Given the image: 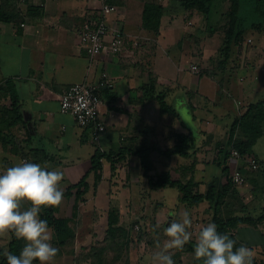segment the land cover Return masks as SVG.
Returning a JSON list of instances; mask_svg holds the SVG:
<instances>
[{"label":"crops","instance_id":"crops-1","mask_svg":"<svg viewBox=\"0 0 264 264\" xmlns=\"http://www.w3.org/2000/svg\"><path fill=\"white\" fill-rule=\"evenodd\" d=\"M111 3L118 11L106 17L107 41L119 34L122 49L117 55L91 57L82 45L80 32L88 17H100L99 0H0V174L23 159L46 165L48 170L62 171L63 193L85 177L89 184L88 192L79 201L75 190L73 196L63 197L56 215L71 219L76 238L62 247L53 230L51 243L59 252L52 264H85L82 262L89 253H84V246L93 227L90 224L99 222L105 213L108 221L112 208L125 216L120 224L127 222L128 207L137 203L133 198L138 199L137 210L151 211L147 215H153L148 217L149 228L165 229L185 210L190 213L192 232L201 228V222L207 225L209 219L213 221L215 204L205 201L190 207L180 202V193L173 191V196L169 192L175 188L153 190L138 152L145 154L153 174L170 172L183 182L197 183L199 191L206 193L209 184L223 179L231 127L251 104L264 100V83L252 80L248 71L239 67L245 60L241 48L244 42L233 45L225 68L217 62L225 31L215 46V38L220 37L215 25L223 21L226 25L228 2L227 9L218 8L214 16L211 9L208 17L197 10L183 11L181 0ZM149 5H160L171 12L162 17L158 29L144 26V11ZM193 65L199 66L202 73H193ZM234 71L246 72L241 77L245 80H239L238 85L233 80ZM104 74L107 84L100 90V120L107 130L94 143L90 129L78 127L71 116L61 113V96L76 83L98 85ZM159 94L165 95L175 114L162 109L156 99ZM258 94L263 99L254 102ZM15 101L21 114L18 120L13 110ZM185 116L190 124L185 123ZM179 134L190 138L189 158L169 154ZM245 137L238 128L234 142ZM258 141L253 153L263 163L262 169L264 158L257 151ZM124 150L127 153L121 155ZM97 151L113 154L116 162L112 169L110 162L103 161L99 182L92 170ZM260 176L259 172L248 171L243 186H231L220 198L223 220L264 214ZM144 197L147 201H142ZM28 207L23 202L21 210ZM228 234L255 251L253 264H264V222L241 224ZM2 238L7 240L5 245ZM11 240V233L0 236V248H7Z\"/></svg>","mask_w":264,"mask_h":264},{"label":"trees","instance_id":"trees-1","mask_svg":"<svg viewBox=\"0 0 264 264\" xmlns=\"http://www.w3.org/2000/svg\"><path fill=\"white\" fill-rule=\"evenodd\" d=\"M226 1L229 3V9L226 13L227 23L225 25L226 29L224 44L222 49L220 50L221 60L219 61V65L221 68L226 67L227 62L230 59L233 45H237L244 40V31L242 30V23L239 16L241 0ZM254 1L255 11L258 10L261 15H264V0ZM213 4L214 0H181L180 7L183 9V11L197 10L199 13L208 17L211 13ZM172 8L176 10L175 6ZM170 13V10L166 7L160 5H149L145 8L144 11V26L147 29H158L161 25L162 17ZM262 22L258 24V27H264V21ZM253 25H255L254 28H257L256 23ZM156 99L164 111L172 112L175 114V110L167 104L164 94L157 95ZM263 108L264 100L256 104H251L248 111L233 124L228 139V146H230V151L225 153L226 166L224 164V168L222 169V171L224 172L223 179L215 180L213 183L209 184L206 193H201L199 191V186L197 183L193 181L183 182L181 179L174 176L170 172H165L160 175L153 174L151 165L147 163V161H145V154L143 152H138V154H140L143 159L142 167L145 171V177L148 179L149 186L153 190H158L166 187L177 189L180 193V202L190 207L198 206L205 201L215 204V208L213 211V223L218 226L217 230L222 234H228L230 230L237 228L241 224L257 225L258 223L264 222V214L258 218H254L251 216H241L232 217L227 220H223L219 214L220 198L227 194L231 186H234L231 179V173L235 161L231 160V150L234 148L243 156L245 155L257 158V156H255V154L253 153V147L255 146L257 141L264 136V115L262 111H260ZM13 110L16 114L17 120L20 119L21 114L19 111V106L17 105V101H15L13 104ZM238 128L242 129L246 137L243 140L234 142V136ZM177 139L178 143L173 149L169 151V154L178 155L183 158H189L191 149L189 136L179 134L177 135ZM126 153L127 151L124 150L121 152V155H124ZM104 160H107L111 163L112 169L115 168L116 162L114 160L113 154H107L102 151H97L92 158V170L96 173L97 182L102 179ZM258 161L260 163V166L263 165V163H261L259 159ZM221 165L223 166L222 163ZM86 180L87 178L85 177L78 184L69 187L68 190L63 193V197L73 196V190H75L76 200L79 201L89 190V184ZM77 207L78 204L76 203L74 205L75 217L77 216ZM59 208L60 206L43 208L40 213V218L46 220L50 228L54 230L56 238L59 242L58 244L62 247H66L67 243L70 240H74L76 238V232L70 226L71 219L60 218L56 215ZM116 213L118 214L117 211ZM108 218L109 235H114L122 230L123 227L117 226L118 221L114 211L109 214ZM11 235L12 240L8 247L0 248V264H7V259L3 256V252L5 250L14 255H19L20 251L25 245L24 240L17 239L14 234ZM194 243V241H189V243L185 245L192 253H194ZM240 245L241 244L236 241V247H239ZM194 264H202V260L197 261L196 259H194Z\"/></svg>","mask_w":264,"mask_h":264},{"label":"clouds","instance_id":"clouds-1","mask_svg":"<svg viewBox=\"0 0 264 264\" xmlns=\"http://www.w3.org/2000/svg\"><path fill=\"white\" fill-rule=\"evenodd\" d=\"M64 173L48 170L46 165L21 159L0 174V236L14 234L25 241L19 255L5 250L7 264H52L59 249L51 243L53 229L40 218L46 207H58L63 201L60 183ZM30 207L21 210L22 203ZM192 220L185 210L179 221L173 219L164 229L166 239L152 255V264H175L172 250L182 251L192 240ZM215 223L201 226L196 233L194 258L202 264H253L255 251L220 233Z\"/></svg>","mask_w":264,"mask_h":264},{"label":"rangeland","instance_id":"rangeland-1","mask_svg":"<svg viewBox=\"0 0 264 264\" xmlns=\"http://www.w3.org/2000/svg\"><path fill=\"white\" fill-rule=\"evenodd\" d=\"M226 0H214V4L212 6L213 16L216 13L217 9L219 8H228V3ZM255 1L254 0H241V8H240V19L242 23V30L244 31V44L245 46H242L241 48L244 49L243 52L245 55V60L239 64L241 69H245L248 71L250 77L254 81L263 82L264 83V27L262 26L258 27V24L262 21H264V15H261L260 12L257 10L255 11L254 6ZM212 16V17H213ZM220 16L219 18H221ZM219 20V19H218ZM226 21H223L220 23V25H217L214 23L217 30H219V36L215 38V46L216 44H219L220 41H222L223 33L226 28H224ZM257 24V28H254ZM263 23V22H262ZM260 29V30H259ZM218 57V55L215 57V59ZM221 60V57L217 58V62ZM216 62V61H215ZM199 67V66H198ZM243 67V68H242ZM237 69V67H234ZM200 70V74L201 69ZM234 70V69H233ZM234 71L233 74H235L233 80L236 85H238V81H243L245 79H242L241 77L246 74V72H237V74ZM241 78V79H240ZM263 97L258 94L254 97V102L262 100ZM263 115H264V108L261 109ZM184 121L186 124H190L189 119L185 116ZM257 151L259 154H261L262 158H264V137L258 141ZM213 161V160H212ZM211 161V162H212ZM214 167V166H213ZM262 171V172H260ZM258 171L260 173V178L262 179L259 184V190H264V167ZM259 175V174H256ZM253 175V176H256ZM251 176V175H249ZM248 176V177H249ZM250 183H253L251 179L249 178ZM138 186V184L136 185ZM254 186H258L254 183ZM140 187V185L138 186ZM175 192L179 195V192L176 189H171L169 192ZM173 192V196H174ZM136 200V204L133 205L132 208L129 209V213L127 216L128 220L125 223L120 224V220H122V216L119 213L117 214L116 208H112L109 210V214L114 211L118 224L117 226L123 227L121 231L114 235H109L108 233V221L106 220V213L104 216L102 215V219L99 220L97 223H91L93 227L90 231H88V235L90 236V240L86 241V246L84 253H89V258L85 259L82 263L85 264H152V255L154 252L158 251L159 249L156 247V245L159 243L161 246L163 245L164 240L166 239L164 235V227H158L156 228L152 227L149 228L148 224L149 215L151 214V211H139L137 208L140 207L138 204V199H132ZM147 201V198L144 197L142 201ZM177 201L173 202L172 206L176 204ZM138 204V205H137ZM105 212H107V206L105 205ZM144 210V209H143ZM109 216V215H108ZM125 216H123L124 218ZM181 219L178 218V221ZM153 220V218L151 219ZM210 222L213 223L212 219H209ZM202 226L203 222H201ZM138 227V228H137ZM192 228V227H191ZM190 230V229H189ZM197 230L195 229L192 237V240L195 242ZM6 236V235H5ZM7 239V237H6ZM5 238L1 239V243L5 245L7 242ZM7 246V245H6ZM174 252L173 260L175 261V264H194V253L190 252L188 248L185 246V248L182 251L178 250H172Z\"/></svg>","mask_w":264,"mask_h":264},{"label":"built area","instance_id":"built-area-1","mask_svg":"<svg viewBox=\"0 0 264 264\" xmlns=\"http://www.w3.org/2000/svg\"><path fill=\"white\" fill-rule=\"evenodd\" d=\"M101 7L98 11L99 18L90 16L87 18L81 32V42L91 57L102 54L117 55L123 45L122 37L117 34L107 41L109 26L106 17L118 11L111 0H99ZM193 73H199V67H191ZM107 84V75L98 85L88 83H76L67 87L61 96V113L71 116L76 125L82 129H90L94 143L100 141L106 132V126L100 120V110L103 104L100 90ZM232 160L235 167L231 173L232 183L235 187H241L246 183V173L260 171V163L257 158L243 156L236 149L231 150ZM6 170V169H5ZM1 171V174L5 171ZM138 228V227H137ZM197 232L200 228L196 229Z\"/></svg>","mask_w":264,"mask_h":264}]
</instances>
